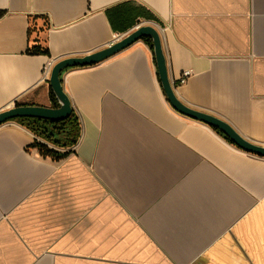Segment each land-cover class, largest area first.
<instances>
[{"label":"crops","instance_id":"0c3cea01","mask_svg":"<svg viewBox=\"0 0 264 264\" xmlns=\"http://www.w3.org/2000/svg\"><path fill=\"white\" fill-rule=\"evenodd\" d=\"M145 24L178 97L264 144V0H0V110L53 106L45 64ZM62 78L75 142L0 125V264H264V156L175 110L144 39Z\"/></svg>","mask_w":264,"mask_h":264},{"label":"water","instance_id":"95a60500","mask_svg":"<svg viewBox=\"0 0 264 264\" xmlns=\"http://www.w3.org/2000/svg\"><path fill=\"white\" fill-rule=\"evenodd\" d=\"M144 37H150L153 41L159 77L165 94L175 110L217 128L239 148L253 154L264 156V144L250 140L224 118L211 112L194 108L178 97L171 80L161 31L151 24L138 26L135 30L100 50L82 56L66 57L55 62L50 73L49 85L58 100V106L16 104L10 108L0 110V125L16 117H39L51 120L66 119L72 114L74 109L72 100L64 88L62 78L63 71L69 67L88 66L101 63Z\"/></svg>","mask_w":264,"mask_h":264},{"label":"trees","instance_id":"16d2710c","mask_svg":"<svg viewBox=\"0 0 264 264\" xmlns=\"http://www.w3.org/2000/svg\"><path fill=\"white\" fill-rule=\"evenodd\" d=\"M146 43H148L151 48L154 50L153 41L150 37L143 38ZM31 52L37 53H48L49 50L41 45H35ZM50 94L53 99V106H58V100L50 87ZM18 122L26 125L29 129L35 132L38 136H41L46 141H49L55 145L66 147L69 143H73L77 140L79 135V120L78 116L73 111L72 114L63 120H51L44 119L39 117H16L14 118ZM220 134L224 135L217 128L213 127ZM62 134L61 138H58L56 135ZM225 136V135H224ZM228 140H230L227 136H225ZM231 141V140H230ZM35 146H38L39 149L44 154H52L56 157L64 156L65 153L57 152L55 148L49 147V145L41 140L35 141Z\"/></svg>","mask_w":264,"mask_h":264},{"label":"built area","instance_id":"2783aa9c","mask_svg":"<svg viewBox=\"0 0 264 264\" xmlns=\"http://www.w3.org/2000/svg\"><path fill=\"white\" fill-rule=\"evenodd\" d=\"M54 61L50 60L47 64H45L44 68H43V77L42 80L46 81L47 83H49V78H50V73L52 70V67L54 65ZM192 70L191 69H185L182 71V73L179 75L178 77V82L179 83H185L188 81V79L191 77L192 75Z\"/></svg>","mask_w":264,"mask_h":264},{"label":"rangeland","instance_id":"374dc122","mask_svg":"<svg viewBox=\"0 0 264 264\" xmlns=\"http://www.w3.org/2000/svg\"><path fill=\"white\" fill-rule=\"evenodd\" d=\"M61 135H62V134H57L56 136H57L58 138H61Z\"/></svg>","mask_w":264,"mask_h":264}]
</instances>
